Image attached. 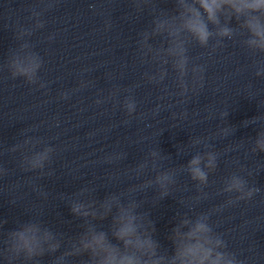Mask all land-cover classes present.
<instances>
[{
  "label": "clouds",
  "instance_id": "9594fccd",
  "mask_svg": "<svg viewBox=\"0 0 264 264\" xmlns=\"http://www.w3.org/2000/svg\"><path fill=\"white\" fill-rule=\"evenodd\" d=\"M162 2H170L171 7H161ZM59 0H36L28 17L30 24L16 25L14 39L17 45L9 49L7 60L0 64V71L7 70L13 80L22 79L29 85L44 89L47 83L42 81L39 72L44 65L41 55L34 50L30 38L46 26L45 14L54 10ZM132 13L139 17L147 13L152 17L151 23L140 31L136 41L138 59L141 64L153 65L152 71H146L143 79L160 86L174 73L176 95L188 98V94H198L204 87L206 65L194 63L189 55L193 45L210 49L209 55L225 46V41H238L252 59L254 76L264 79V0H129ZM95 11L96 5L90 4ZM112 27L111 19L105 20V29ZM54 34L47 39L52 41ZM154 41H158L154 43ZM81 79L79 89L91 84ZM134 87H129L123 101L115 100L120 89L113 87L104 99H96L100 105L108 100H115L128 117L137 111V101L133 94ZM166 95H171L164 89ZM68 99L69 93L61 94ZM160 106L154 110L158 114ZM228 113L222 114L223 119ZM128 123V121H125ZM244 126L257 125L258 131L251 140L252 154L264 153V116L259 115L245 120ZM228 128L221 129L227 136ZM192 148L203 145L202 151H196L180 170L186 172L195 183L199 195L194 200L199 203L208 199L204 191L209 185V176L218 167L220 153L206 138L197 137L190 141ZM41 145H43L41 147ZM56 149L45 144L39 137L26 136L22 141L12 144L0 151L3 153H20L17 161L25 173L37 172L41 177L53 176L52 157ZM160 150H152L128 169L139 179L148 170L155 173L153 178L140 184L131 185L125 192L106 193L98 199L94 187L84 186L71 194H61L69 208L71 216L81 223L80 231L68 235L53 231L38 217L26 222H17V227L4 231L7 219L0 218V260L3 264H43L47 256L49 264H245L234 251H230L223 234L215 230L211 221L214 212L240 202L251 201L261 191L249 184V179L239 172H232L224 178L220 195H227L222 205L201 212L195 216L188 212L177 213L175 226L167 239L172 244V252L162 248L155 239V222L148 212H142L145 201L138 200L133 194L154 189L152 199L155 206L168 197L177 183L175 167L163 168ZM127 159L126 153H117L105 157V163L113 164ZM46 168L48 169L46 171ZM9 174V169L0 164V179ZM253 172H248L251 177ZM47 199L48 193L40 190ZM127 196V198H125ZM9 203L15 204L14 200ZM110 222L105 227L103 222ZM63 249V250H62Z\"/></svg>",
  "mask_w": 264,
  "mask_h": 264
}]
</instances>
